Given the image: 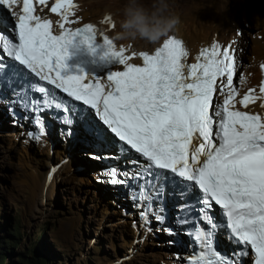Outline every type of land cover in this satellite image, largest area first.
Masks as SVG:
<instances>
[{
  "label": "snow or ice",
  "instance_id": "1",
  "mask_svg": "<svg viewBox=\"0 0 264 264\" xmlns=\"http://www.w3.org/2000/svg\"><path fill=\"white\" fill-rule=\"evenodd\" d=\"M48 3L49 0H23L17 12L14 6L19 0H0V6L14 18L12 31L16 38L13 42L0 34V48L39 81L93 109L103 125L145 162L134 173L115 167L107 169L104 175L108 182L125 184L127 181L119 177H152L139 185L140 191L133 197L148 202L140 212L145 225L149 223V213H153L154 198L145 184L159 195L167 182L182 184L180 195L185 198L198 189L195 199L201 205L199 219L210 228L193 223L189 235L196 250L183 258L185 264H240L239 259L222 255L214 247L219 224L211 215L213 202L226 218L228 238L241 246L232 256L247 257L251 251L254 264H264V113L249 110L250 104L264 99V81L260 83V96L255 88H249L237 101V62L230 47L222 49L213 43L200 51L195 63H187L189 54L183 41L169 37L154 54L140 52L143 63L136 65L129 63L136 53L126 55V49L118 48L107 35L103 36L104 44L123 70L112 71L106 83L85 75L62 76L73 37L90 34L84 36V42L91 48L96 29L91 23L74 29L66 27L76 22L69 18L75 16L73 9L77 5L74 0H54L50 11L60 17V32L54 34L52 21L36 14L37 5L47 7ZM106 22L110 23V18ZM6 67L0 63V72ZM240 80L243 82L242 77ZM31 88L44 97L42 101L32 100L30 105L36 113L32 123L38 132H30L29 136L40 139L45 134L40 113L53 105L65 113L69 109L54 102L55 93L48 87L32 84ZM237 103L245 110L237 108ZM61 121L73 124L68 115ZM67 134L71 135L70 127ZM194 141L198 145L194 146ZM121 151L125 149L122 147ZM180 208L184 210L187 205ZM163 211L159 207L154 213L157 221L163 222L164 217L159 214ZM165 231L171 234L170 229Z\"/></svg>",
  "mask_w": 264,
  "mask_h": 264
},
{
  "label": "rangeland",
  "instance_id": "2",
  "mask_svg": "<svg viewBox=\"0 0 264 264\" xmlns=\"http://www.w3.org/2000/svg\"><path fill=\"white\" fill-rule=\"evenodd\" d=\"M213 1L215 15H223L224 21L221 22L225 28L240 33L247 49L239 51L245 55L244 62L258 63L254 46L261 37L264 38L257 14L258 0H179L182 10H202V13L205 9H212ZM202 13L197 16H205ZM91 16L94 17V13L89 18ZM239 81L240 70L234 84L238 86ZM0 106V114L3 115L5 103L0 102ZM5 116L8 119L0 116V243L6 246V254L0 264H30L20 257V253H27V259L32 258L34 252L32 255L31 249L38 253L42 264H167L173 259L177 252L172 249L179 246L165 242L167 245L164 247L160 241L171 240L165 230L157 231L158 237L150 234L148 240L143 241L137 235L141 242L134 241L131 224L141 211L133 213L132 218L121 216V209L111 202L117 199L118 190L104 189L106 184L110 186L107 176L101 177L102 174L94 167L97 164L102 167L103 164L96 158L99 157L97 153L87 154L88 146L78 144L77 152L70 155L77 146L60 143L61 151H54V155L41 153L34 156V151L25 154V150H20L19 141L12 139H15L12 131L16 127L10 117ZM60 141L65 140L60 138ZM91 145L92 149H88L96 152L97 147H93L92 142ZM38 151L40 149L36 153ZM65 157V162L71 159L72 165L69 162L55 171L51 179L57 177L54 192L42 201L41 185L50 163L58 165ZM97 177L105 179V183H99ZM162 234L164 239H161Z\"/></svg>",
  "mask_w": 264,
  "mask_h": 264
},
{
  "label": "bare ground",
  "instance_id": "3",
  "mask_svg": "<svg viewBox=\"0 0 264 264\" xmlns=\"http://www.w3.org/2000/svg\"><path fill=\"white\" fill-rule=\"evenodd\" d=\"M228 2L231 0H227ZM171 4V9L179 17V23L176 26L175 30L172 31L167 37L163 38L159 43L153 45L150 43H147L145 41H136L131 44L125 45V42H116L117 47H124L126 49V55L132 56L133 53H136L135 56H132V59L129 61V63H141L142 62V57H140L139 53L140 52H148L149 54H153L155 50L163 44L164 40H166L169 37H175L177 39H180L183 41L184 46L186 50L188 51V58H187V63H195L196 62V57L199 55L200 51L203 48H208L211 47L213 43H218L221 48H227L230 47L231 49L234 50L235 52V58L237 62V71L240 70V78H243V82L241 80L238 83V88H239V93L242 94L246 89L249 88H255L256 89V95L260 96L259 89H258V84L260 80V72L258 70V65L259 64H264V38L261 37L260 41L256 43L254 46V52L257 54L258 58V63L257 62H251L249 64H246L245 61V55L240 54L239 51L241 49L247 50L244 46V42L241 39L240 33H236L235 30L232 28H229L230 31H228L225 28V24L221 21H224L223 15L219 14L217 17L215 15L214 10L216 9L214 1L212 2V9H205V12L202 13L201 11L198 10H182L180 7V2L179 0H169ZM259 6H258V16L260 18V21L263 26L264 30V0H258ZM54 3V0H50L48 3L47 7L40 6L38 7L37 14L41 15L42 18L51 20L54 22V24H58L60 22V17L57 16L56 14L52 13L50 11L51 5ZM74 3L77 5L73 11L75 12V16L70 17V20H75V23H70L66 24L67 27H75V26H80L84 24L91 23L94 25L96 32H97V38L102 39L103 36L107 35L109 38L112 37L113 31L116 27V17L118 15V10L123 4V0H74ZM183 4V3H182ZM21 6V0H19V4L17 6H14V11ZM183 7V6H182ZM204 7V6H203ZM201 8V7H200ZM6 9V8H5ZM199 9V8H198ZM220 10V9H219ZM205 14V16L198 17V13ZM91 13H94V17L91 16ZM218 14V13H217ZM7 15V13H4V16ZM110 18V23L106 22ZM75 24V25H74ZM112 25H115L113 27ZM224 26V27H223ZM232 33L231 36H229V33ZM238 53V54H237ZM238 55V57L236 56ZM240 66L243 68V70L240 68ZM122 65H119V61L117 59V68H122ZM252 72V73H251ZM222 97H220V100L222 101ZM238 101V99H237ZM261 104H264V99H257L254 103L250 104L249 110H251L254 113H264V108L261 107ZM5 108V107H4ZM237 108H240L239 103H237ZM1 109V106H0ZM6 114V112H5ZM5 114H0L2 118L4 117V120L8 119L5 118ZM0 118V119H2ZM8 122V120L6 121ZM25 128H28V125L25 124ZM15 131H12V136L15 138L17 136H20L21 131L17 129V127L14 129ZM58 138H63V136L58 135ZM88 136H82V135H77L75 138L68 143V145L71 143V145L77 146L78 144L82 145H87V154L89 153L90 155L98 154L99 159L101 157H104L105 155H110V152H104V145H109V140L106 138L105 144L99 142L98 145L100 148H97L98 150L96 152L91 151V142L89 140ZM194 146L198 145V141H194ZM71 148V147H69ZM91 148V149H88ZM35 149V148H34ZM79 149V146L75 147L72 151H70V155H73V152H77ZM85 149V150H86ZM84 150V151H85ZM32 153V152H31ZM66 153H69L67 150ZM67 156V155H66ZM137 160V159H133ZM130 161V160H129ZM138 161V160H137ZM69 162H71V159H69L67 162L62 163L58 166L57 169H60L62 166L65 167ZM102 163V162H101ZM129 163V162H128ZM104 164V163H103ZM100 167L99 165H96V170L100 172L101 177L105 176L104 173L105 171L109 168V166H106V164ZM133 167L126 168L125 170L132 171L134 170V166L141 165V164H132ZM91 166V165H90ZM99 166V167H98ZM121 164H118L116 168H118L120 171L121 170ZM85 168V167H84ZM83 172L86 171V169L82 170ZM98 178V177H97ZM120 179H123L125 177H119ZM108 179V176H107ZM99 183H105V179L98 178L97 179ZM57 177L52 180L50 183H48V187L46 188L47 184L45 182L41 185V198L42 201H44V197H48L53 194L54 188L56 185ZM38 187H36L37 189ZM113 190V192H115ZM46 192V193H45ZM115 204L113 205H118L120 203H123L122 199H114ZM132 218V216H130ZM127 222V221H126ZM161 231V229H159ZM139 230H137L138 232ZM132 232V231H131ZM137 232H132L135 236H137ZM146 238L151 236L149 233H147ZM148 240V239H147ZM139 242H141L139 240ZM160 242H163L164 247L165 242H169V244H174V242L170 239H165ZM171 242V243H170ZM137 243V242H136ZM132 246V245H131ZM130 246V248H131ZM179 247H176L175 249H172L173 251L177 252L175 255H173V259L169 261L167 264H184L185 261L183 258L189 257L190 253L183 247L182 244L178 245ZM137 246H135L136 248ZM133 248V247H132ZM180 248V249H179ZM179 250V251H178ZM182 252L184 253L183 255ZM132 253V252H131ZM130 254V253H129Z\"/></svg>",
  "mask_w": 264,
  "mask_h": 264
},
{
  "label": "clouds",
  "instance_id": "4",
  "mask_svg": "<svg viewBox=\"0 0 264 264\" xmlns=\"http://www.w3.org/2000/svg\"><path fill=\"white\" fill-rule=\"evenodd\" d=\"M115 23L110 38L115 44L145 41L155 45L175 30L179 17L169 0H123Z\"/></svg>",
  "mask_w": 264,
  "mask_h": 264
},
{
  "label": "trees",
  "instance_id": "5",
  "mask_svg": "<svg viewBox=\"0 0 264 264\" xmlns=\"http://www.w3.org/2000/svg\"><path fill=\"white\" fill-rule=\"evenodd\" d=\"M92 165V164H91ZM98 165V164H97ZM99 167V166H98ZM96 185V184H95ZM101 186V185H100ZM105 188H107V189H111V190H115L114 188L112 189L111 187H109L107 184L104 186V189ZM109 199V198H108ZM112 199V195H111V197H110V200ZM109 200V201H110ZM112 202V201H111ZM15 233H17L16 232V230H15ZM18 235V234H17ZM160 234H158V236H159ZM157 236V237H158ZM165 238V235L164 234H162L161 235V239H164ZM1 244V243H0ZM2 246H0V263L4 260V257H5V254H6V252H5V249H6V246H3V244H1ZM33 252H34V255H33ZM31 254L33 255V257L32 258H29V259H27L28 258V254L26 253V254H23V253H20V257L23 259V260H28L29 261V263L30 264H42V260L39 258V255H38V253L36 252L35 253V250L34 249H31Z\"/></svg>",
  "mask_w": 264,
  "mask_h": 264
}]
</instances>
